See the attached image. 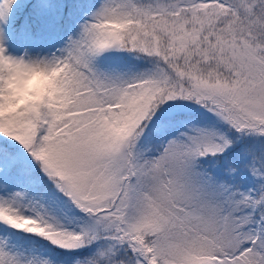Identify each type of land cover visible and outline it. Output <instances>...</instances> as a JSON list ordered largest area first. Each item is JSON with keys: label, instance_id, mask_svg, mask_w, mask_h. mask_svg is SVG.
<instances>
[{"label": "snow or ice", "instance_id": "obj_1", "mask_svg": "<svg viewBox=\"0 0 264 264\" xmlns=\"http://www.w3.org/2000/svg\"><path fill=\"white\" fill-rule=\"evenodd\" d=\"M0 264H264V0H0Z\"/></svg>", "mask_w": 264, "mask_h": 264}]
</instances>
